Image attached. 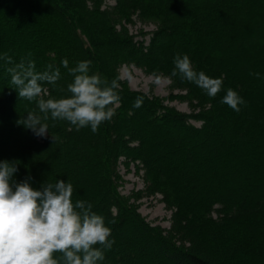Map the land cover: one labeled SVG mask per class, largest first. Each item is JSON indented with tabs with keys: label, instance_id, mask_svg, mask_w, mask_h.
<instances>
[{
	"label": "trees",
	"instance_id": "trees-1",
	"mask_svg": "<svg viewBox=\"0 0 264 264\" xmlns=\"http://www.w3.org/2000/svg\"><path fill=\"white\" fill-rule=\"evenodd\" d=\"M4 55L13 64L0 59V161L18 163L17 183L62 179L74 202L92 204L114 240L99 264H264V0H0ZM184 55L222 78L216 97L171 76ZM22 59L59 69L44 99L70 95L69 69L91 61L89 74L119 84L115 115L93 132L49 114V135L35 136L17 121L39 113L36 101L7 72ZM123 65L170 78L192 110L131 88ZM229 88L245 102L239 112L221 103ZM121 164L142 171L143 189L120 191ZM154 195L171 211L168 230L134 201Z\"/></svg>",
	"mask_w": 264,
	"mask_h": 264
},
{
	"label": "clouds",
	"instance_id": "clouds-1",
	"mask_svg": "<svg viewBox=\"0 0 264 264\" xmlns=\"http://www.w3.org/2000/svg\"><path fill=\"white\" fill-rule=\"evenodd\" d=\"M13 64L12 58L0 57ZM91 61L78 62L69 69L73 80L67 86L70 95L44 99L43 85L55 84L60 79L59 69L36 71L35 62L23 59L7 68L20 98L36 101L39 113L29 112L18 124L30 129L35 136L49 135V114L52 120H65L77 130L90 127L96 132L105 121L115 115L120 103L116 80L108 82L97 74H89ZM67 68V60L62 61ZM180 75L194 83L207 96L214 98L223 90L222 78H212L203 71L193 69L188 56H177L171 76ZM257 76L259 74H256ZM162 78L157 76L155 83ZM171 83L170 78H163ZM39 98V99H38ZM221 103L234 111H240L244 100L229 88ZM142 99L137 98L134 107ZM15 161H0V264H99L105 258V250L111 249V228L104 217L92 211V204L72 199L73 185L64 180L44 183L40 189L30 184V177L17 183L13 180L18 171ZM59 253V256L54 254Z\"/></svg>",
	"mask_w": 264,
	"mask_h": 264
},
{
	"label": "rangeland",
	"instance_id": "rangeland-1",
	"mask_svg": "<svg viewBox=\"0 0 264 264\" xmlns=\"http://www.w3.org/2000/svg\"><path fill=\"white\" fill-rule=\"evenodd\" d=\"M111 3L112 0H106ZM140 23L131 26V30L136 31L140 27ZM144 29H153L152 25H144ZM120 75L126 79L133 89L142 90L152 93L161 98L168 105H172L179 110L189 112L192 110L187 99L182 98L181 91L178 88L171 87V83H164L163 78L160 84L155 83L156 75L145 72L142 68L135 65H123L120 69ZM121 181L119 189L125 195H130L133 191L144 188V180L141 172L137 171L134 165L126 166L121 164L119 166ZM133 201V198H131ZM136 205L139 212L146 220L153 224L162 226L165 229L170 228L171 224V211L167 209L164 203L160 200V195L143 196L136 200Z\"/></svg>",
	"mask_w": 264,
	"mask_h": 264
}]
</instances>
